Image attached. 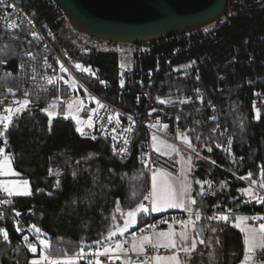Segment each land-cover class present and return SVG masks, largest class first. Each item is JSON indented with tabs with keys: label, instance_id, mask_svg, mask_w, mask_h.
I'll use <instances>...</instances> for the list:
<instances>
[{
	"label": "trees",
	"instance_id": "1",
	"mask_svg": "<svg viewBox=\"0 0 264 264\" xmlns=\"http://www.w3.org/2000/svg\"><path fill=\"white\" fill-rule=\"evenodd\" d=\"M19 1L39 26L50 22L48 9L41 0ZM50 29L44 27L45 32ZM261 36H264L263 10L254 7L245 11L232 7L226 15V22L216 31L215 41L205 40L196 44L191 53L179 55L170 62L176 64L204 55L218 65L215 70L209 64L202 70L199 80L185 81L167 73L164 58L158 62L161 70L150 89L152 95L189 93L192 85L205 92L202 101L191 97L188 103L181 104L178 99L165 106L166 111L179 118L178 126L192 141L199 155L210 162L193 157L196 160L192 169L194 180L212 183L209 194L203 197L198 195L200 185L195 183L193 195L197 204L193 207L201 211L230 209L250 213L264 209V204L254 200L245 203L249 198L239 189L247 188L250 181L238 179L251 172L253 179L259 182L260 169L264 166V40L260 39ZM161 44V49L156 51H164L169 57L172 44ZM11 46L19 48L20 45L11 43L8 48ZM96 61L105 69L110 67V63L105 65L107 61L102 58ZM112 63L114 65L115 61L111 60ZM155 65V59L143 63L144 69ZM8 78L0 76L2 86ZM190 82L194 84L190 85ZM257 92L263 94L260 119H256L257 109L249 100L250 95ZM208 101L212 102V107L207 105ZM6 135L13 168L29 181L32 190L28 197L10 198V205L23 210L34 207L33 222L48 235L50 252L54 255L72 254L82 243L101 239L102 233L107 236L113 215L117 218L116 224L123 221L116 212L117 200L122 211H127L143 201V196L149 192L150 172L138 158L141 130L131 155L122 162L110 154L107 145L80 138L70 121L53 118L49 132L48 118L30 111L15 118ZM209 146L212 147L211 152L207 150ZM225 148H230V151H225ZM212 161L216 163L212 164ZM49 169L53 174H49ZM57 171L59 175L55 174ZM222 181L227 182L225 187H221ZM204 188L208 189V185L205 184ZM133 191L136 192L135 197ZM144 223L145 219L140 214L130 232ZM200 224L223 229L217 231L219 264H239L244 253L240 231L217 222ZM8 233L10 242H2V264H19L16 256L19 239L12 228ZM23 254L24 262L20 264H27L31 256L25 248Z\"/></svg>",
	"mask_w": 264,
	"mask_h": 264
},
{
	"label": "built area",
	"instance_id": "2",
	"mask_svg": "<svg viewBox=\"0 0 264 264\" xmlns=\"http://www.w3.org/2000/svg\"><path fill=\"white\" fill-rule=\"evenodd\" d=\"M48 9L50 18L49 23H45L43 27L39 26L35 20L30 17L25 8L20 4L19 0H7L10 5H15L13 8L0 7V76H8L4 85L0 82V112L12 103L13 99H22L23 92L25 90L29 93V98L33 101L30 106V112L40 114L47 117V114L41 109L47 108L50 104L54 107L50 110L61 111L67 110L69 103L73 101H82L83 108L80 109V105H74L72 109V115H78L81 119L87 120L91 114L90 110L97 108L95 101L92 99L95 97L100 100L106 108H97V112L93 115L95 128L89 129L85 125V135L81 136L76 131L78 136L82 139L89 140L91 142H100L108 146L110 154L119 162L125 161L132 152L134 143L138 135V131H142V139L138 146V158L139 161L145 165L144 161H147L148 170L161 169L166 173H171L172 176H178L180 173V164L176 156L165 157L153 150L152 148V136L156 135L163 140L169 141L177 146L176 136L179 132H184L177 124L176 116L166 111L165 106L168 104H159L157 97L161 99L171 98L173 102L180 99H186L191 97H203L205 92L202 89L194 87V83L190 82L191 91L188 93L182 91L179 95L170 93L169 95H152L151 88L154 84V78L160 73V65L158 64L161 58H164L165 65L168 67L167 73L173 74L176 77H181L185 81H191L192 78L199 80L201 78L202 70L207 69L208 65L215 70L218 65L215 64L208 56L197 55L190 59L171 64L172 60H176L179 55L191 53L196 44H202L205 40L215 41L216 31L218 28L226 22V17L222 21H218L210 26L200 28L190 33L179 35L175 38L159 41L155 43L146 44H129V43H116L107 40H101L92 38L89 36L81 35L75 40L76 43L72 46L64 44L58 35V30L61 28L64 22V15L61 9L53 2V0H41ZM240 7L245 11L252 10L254 7L262 9L260 0H229V8ZM28 19L33 21V24L28 23ZM66 20V19H65ZM16 22L19 27H9L12 22ZM34 25V26H33ZM44 27H50L48 32H45ZM32 31H36L39 35L33 37ZM260 39L264 40V36ZM161 42L166 44H172V51L169 57H166L164 51H156L161 49ZM11 43L19 44V57L17 60L8 59L6 55L2 53L3 49H9L8 46ZM28 53L32 55L29 56ZM35 59H32V57ZM47 57V61H45ZM102 58L106 60L105 65H109L108 69H105L96 60ZM155 59L156 65L151 69H144L143 63L149 60ZM110 60V61H109ZM111 60L115 61V64H111ZM11 62H14L13 64ZM194 62V63H193ZM60 63H63L68 72L60 70ZM82 64L84 67H91L95 71L96 75L92 76L90 73L80 71L75 68V64ZM124 65V67H121ZM210 67V66H209ZM151 73V74H150ZM35 77V79H33ZM56 78L54 84L47 83L48 78ZM63 77V79H60ZM197 77H199L197 79ZM125 81V86L120 87V80ZM221 79V75L218 76V80ZM105 81L106 84H102L100 81ZM67 81V83L65 82ZM73 82L75 86L73 87ZM7 88H12L13 93H8ZM197 89L199 92H197ZM7 96V99L4 97ZM59 97V100L56 98ZM139 97V99H137ZM252 107L259 109L263 103V94L261 92L253 93L249 97ZM170 104V103H169ZM208 106L212 107V102L207 103ZM155 108L156 112H149ZM78 109H80L78 111ZM120 114V124L117 126L115 123V114ZM131 115L136 121L134 131L130 134L131 141L128 145V154L121 157L120 155H114L113 153V140L112 136L117 135L128 126L127 117ZM112 116L113 120L111 123L108 122V117ZM54 118L70 121L76 130V123L69 115L68 119H64L63 115H57ZM158 123L156 128L150 127L149 125ZM167 124L168 130L174 136L171 140L164 136L161 132V126ZM103 125L106 130V135L101 134V126ZM116 128V133L112 132V128ZM92 135H96L97 139H91ZM117 148L124 147L123 140L117 137ZM0 147L5 148V154H8L10 149V142L4 145L3 138H0ZM148 155H145V154ZM203 159V158H201ZM0 180L2 177L0 176ZM0 200H9L10 198L0 190ZM148 203V201H143ZM15 209V211L13 210ZM16 211L20 212L19 216H16ZM227 211V210H226ZM202 219L201 222H217L206 220L205 217L211 216L213 213L222 211H201ZM0 213H3V219H0V228H5L7 231L12 228L14 234L19 239V244H23L24 248L27 249L23 236L28 235L29 241L36 243L38 251L36 254L31 256L27 261V264L32 259H36L40 255V246L37 236L34 230L30 231L29 228L34 224L33 219L35 217L34 207L23 210L12 208L10 203L0 204ZM233 220L231 223H225L223 221L217 222L227 226H233L235 220L234 217L240 214H246L250 218V222L256 226L262 222L258 219H251L252 217H264V209L258 212L241 213L231 211ZM145 223L143 226L135 229L133 232L125 233L123 236L117 234L114 239L131 241L133 233L137 237L141 235V230H144V234L153 232V229L148 227L149 225H155V230L174 224L173 220L176 221L186 220L188 213L185 211H167L161 213L142 214ZM165 221H167L165 223ZM17 224L21 226L24 231L17 232ZM176 225L179 223H175ZM42 233H44L42 231ZM41 238H44L43 236ZM2 242L3 236L0 234V264H2ZM93 242V241H92ZM88 242L85 244H91L92 248L95 249L96 245ZM129 244H125V247H129ZM79 250V249H78ZM78 250L76 252H78ZM87 252V249H85ZM48 254L53 259H67L73 257V254L66 255H54L50 252V248L47 250ZM33 254V253H32ZM153 251L149 249L148 255H153ZM160 255L171 254L169 250L159 249ZM132 259H137L135 253L130 254ZM104 261L105 257H100ZM143 259V257H139ZM117 263L120 261H116ZM79 264H85L84 260H79Z\"/></svg>",
	"mask_w": 264,
	"mask_h": 264
},
{
	"label": "snow or ice",
	"instance_id": "3",
	"mask_svg": "<svg viewBox=\"0 0 264 264\" xmlns=\"http://www.w3.org/2000/svg\"><path fill=\"white\" fill-rule=\"evenodd\" d=\"M0 7L3 8H13L15 9V5H10L7 3V0H0ZM29 24H33L31 19H28ZM34 26V25H33ZM9 27H19L16 22H12ZM31 35L33 37H37L39 34L36 31H32ZM31 56V53H28ZM32 59H35L33 56ZM45 61H47V57H45ZM194 63V62H193ZM124 67V65H121ZM75 68L90 73L92 76H95L96 73L91 69V67H84L82 64H75ZM60 70L63 72H68L69 69L64 66L63 63H60ZM151 74V73H150ZM199 77H197L198 79ZM35 79V77H33ZM63 79V77H60ZM56 78H48L47 83L54 84ZM67 83V81H65ZM102 84H106L105 81H100ZM75 86V82H73V87ZM125 86V81L123 79L120 80V87L123 88ZM8 93H13L12 88H7ZM197 92L199 90L197 89ZM201 101L202 97H199ZM7 99V96L4 97ZM59 100V97L56 98ZM97 108H106L100 100L95 97L92 98ZM139 99V97H137ZM190 98L182 99L179 101L181 104L188 103ZM157 102L159 104H169L173 103L171 98L161 99L157 97ZM3 103V101H0ZM33 101L29 98V93L27 90L23 92L22 99H13L12 103L6 106L2 112H0V138H3L4 145L8 144V138L6 133L8 132L10 126L13 125L14 119L20 117L24 112L30 111V106ZM79 104L80 109L83 108L82 101H73L69 103L67 106V110L61 111H52L54 105L50 104L47 108L41 109V111L45 112L48 116V130L51 132L52 130V121L53 118L57 115H63L64 119H68L69 115L76 123V131L80 133L81 136H84L86 125L87 128L93 129L95 128L93 115L97 112V108L90 110V115L87 120L81 119L78 115H72V109L74 105ZM255 108V105L253 106ZM78 109V111L80 110ZM157 109L153 108L149 115L152 112H156ZM179 119V118H177ZM256 119H260V111L257 109L256 111ZM113 120L112 116L108 117V122L111 123ZM128 126L123 129L122 132L117 133V135L112 136L113 140V153L114 155H120L121 157L128 154L129 148L128 145L131 141V133L134 131L136 121L133 119V116L129 115L127 117ZM115 123L118 126L120 124V114H115ZM158 123H154L149 125L150 127L156 128ZM168 125H163V128L167 129ZM112 132L116 133V128H112ZM101 134L106 135V130L103 125L101 126ZM123 140L124 147L117 148V137ZM178 136L182 139V142L194 153H197V158H199V153L197 152L196 147L193 145L192 141L184 132H179ZM91 139H97L96 135H92ZM199 140V136L196 137ZM152 148L155 151H160L159 144H163L164 142H158V137L156 135L152 136ZM229 145L231 144V139H229ZM217 147H221V145L217 144ZM168 149L173 152H177L179 154V149L175 145H166ZM209 152L212 151V147L209 146L207 149ZM225 151H230V148H225ZM163 154V153H162ZM145 155H148L147 153ZM145 166L147 167V161H144ZM188 169L187 172L182 171L180 177H172L171 173H166L161 169L154 170L151 173V189L147 195L143 196V201H148V203H144L143 201L136 203L135 207L128 209L126 212L122 211L120 207V202L117 200L116 202V212L121 214L123 218V224L118 225L115 223L116 216L113 215L112 221L113 223L109 225L107 236L101 234V239L95 240L92 244L96 245L95 249L92 248L91 244L82 243L79 247L78 252L75 253L73 257L67 259H53L47 252L50 248V242L47 239L41 238L46 234L42 233V230L37 227L35 224L31 225L29 230H34L37 239L39 241L40 246V255L36 259H32L29 264H79V260H84L85 264H116V261H120V264H193V255L197 252L198 245H205L208 247L212 241L210 238L204 237V227L198 225V222L202 219V212L200 208H194L197 204L196 198L192 195V181L188 178V172L192 170V157H188ZM215 161H212V164H215ZM49 174H53V170L49 169ZM59 175L57 171L55 173ZM19 176L20 173L16 172L13 168V157L10 154H5V148L0 147V176ZM75 175V174H73ZM261 179L259 182L256 179H253V174L249 172L246 176L238 177L240 180H249V186L247 188L239 189V191L246 195L249 199L245 201V203H251L253 200L256 203L264 204V166L260 169ZM178 181V183H177ZM60 181L57 180V185H59ZM196 184L200 185V191L198 193L199 196L203 197L209 194V190L212 187V183L210 181H200L196 180ZM208 185V189L204 188V185ZM227 182L222 181L221 187H225ZM257 186L254 188L253 186ZM259 189V190H257ZM0 190L7 194L8 197L12 196H30L32 195L31 186L28 180H19V181H6L0 180ZM37 191H42L41 189H37ZM212 195H215L214 192H211ZM133 197L136 196V192L133 191ZM10 203L9 200H0V204ZM75 203V201H73ZM201 205L203 204V200L200 201ZM168 208H179L187 212L188 218L186 220L176 221L173 220V223L180 224V231L177 232L174 228L169 227L168 231H155V225H149L148 227L153 229V232L149 234H144V230H141V235L139 237L136 236L135 233L132 235L131 241L114 239L117 234L123 236L130 227L137 223V217L140 214H151L155 212H163ZM15 211V209H13ZM20 212L16 211V216H19ZM0 219H3V213H0ZM206 220L209 221H223L225 223H231L233 220V215L231 210L222 211L218 213H213L211 216L205 217ZM248 217L235 216L234 227L239 228L243 235V245H244V254L243 260L241 264H255L256 258H260L262 262H264V217H252L251 219H258L262 222L259 224L258 228L254 226L246 225V221ZM167 221H165L166 223ZM17 232H22L24 229L17 224L16 227ZM213 233L217 231H223V229L211 228ZM0 234L3 236V240L6 242L9 241V233L5 228H0ZM23 241L27 242V249L36 254L38 251L37 244L29 241L28 235L23 236ZM215 244H220V239L217 236ZM125 244H129V247H125ZM169 250L171 254L169 255H160L159 249ZM87 249V252L85 251ZM151 249L153 251V255H148V251ZM131 253H135L137 256L136 260L132 259ZM180 253H183V257L180 256ZM143 257V259H139V257ZM100 257H105L106 259L102 261Z\"/></svg>",
	"mask_w": 264,
	"mask_h": 264
},
{
	"label": "water",
	"instance_id": "4",
	"mask_svg": "<svg viewBox=\"0 0 264 264\" xmlns=\"http://www.w3.org/2000/svg\"><path fill=\"white\" fill-rule=\"evenodd\" d=\"M53 2L61 9L66 21L76 33L129 44L155 43L193 32L217 23L226 17L230 10L229 0ZM260 3L264 12V0H260Z\"/></svg>",
	"mask_w": 264,
	"mask_h": 264
},
{
	"label": "rangeland",
	"instance_id": "5",
	"mask_svg": "<svg viewBox=\"0 0 264 264\" xmlns=\"http://www.w3.org/2000/svg\"><path fill=\"white\" fill-rule=\"evenodd\" d=\"M58 35L60 37V40L64 44H66L67 46L74 45V43H76L75 42V39H78L81 36L80 34L76 33L73 29H71V27H70V25H69V23L67 21L64 22L62 24L61 28L58 30ZM2 53H4L6 55V60H8V59H15V60H17L18 57H19V50L16 47H13V46H11L10 49H3ZM160 132L164 136H166L167 138H169L171 140L174 139V136L170 133V131L168 130V127H167V129H165V128H163V126H161ZM158 142H164L163 144H159L160 151H157L158 153H160L163 156L176 155L177 157H179L182 160V163H183V167L182 168L183 169L180 170L179 176H172V177H180L182 171L187 172V169H188V163H187L188 157L189 156L192 157V155H190L186 150L180 149V147L176 146L175 144H173V143H171L169 141L163 140L160 137H158ZM176 142L178 144L184 146L185 148L189 149L182 142V139L179 136L176 137ZM165 144L166 145H175L179 149V154H177V152H173L170 149H168L167 147H165ZM193 161L195 162L196 160H193ZM154 170H158V169H152V170H150V175H149V191L151 189V173ZM187 174H188L189 180L192 181V188H193L194 183H193L192 171L188 172ZM1 177H2V180H6V181L27 180L24 177H17L16 178L14 175H12V176H1ZM177 183H178V181H177ZM248 186H249V184H248ZM253 187L256 188L255 185ZM257 190H259V189H257ZM21 196L22 197H27V196H23V195H21ZM244 196L247 197L246 195H244ZM12 197H17V196H12ZM12 197H10V198H12ZM168 209H173L174 210V209H179V208H168ZM123 211L126 212V210H123ZM119 216H121L120 213H119ZM238 216L248 217L249 218V216L246 215V214H240ZM122 224H123V221H122ZM122 224H118V225H121L122 226ZM246 225H248V226H254V224H252L250 222V218L246 221ZM211 228H216V227L210 226V233H211V241H212V243L207 247L208 254L206 256L201 254L200 256H197L196 258H193V264H219V262L221 261V259H220V244L217 245V244L214 243V241H215V239L217 237V232L216 233H213L211 231ZM237 229H239V228H237ZM179 231H177V232H179ZM44 234H46V233H44ZM43 237H44V239H47L48 240V235L47 234L45 236H43ZM50 245H51V243H50ZM17 247H18V249L16 250V253H17L16 256H17V260L19 261V264H20L21 262L22 263L24 262V260H23L24 259V254H23L24 245L20 243L19 245H17ZM183 255H184L183 253H180V256L181 257H183ZM133 260H136V259H133ZM255 264H264V262H262L260 260V258H259L257 261H255Z\"/></svg>",
	"mask_w": 264,
	"mask_h": 264
},
{
	"label": "crops",
	"instance_id": "6",
	"mask_svg": "<svg viewBox=\"0 0 264 264\" xmlns=\"http://www.w3.org/2000/svg\"><path fill=\"white\" fill-rule=\"evenodd\" d=\"M76 40V39H75ZM177 119V118H176ZM181 128V127H180ZM177 137V136H176ZM177 146V145H176ZM178 147H180V149H183V150H186L190 155H192V157H194V158H197V153H194V152H192L191 150H189V149H187V148H185L184 146H182V145H180L179 144V146ZM172 156H176V155H171V156H165V157H172ZM177 157V156H176ZM178 158V160H179V164H180V170H182L183 168V163H182V160L179 158V157H177ZM194 158H192V169H193V164H194ZM201 158H203L202 160H205V161H208L207 159H205L204 157H202V156H200L199 155V158H197V159H201ZM209 162V161H208ZM210 163V162H209ZM192 171V170H191ZM150 172V171H149ZM15 176V175H14ZM178 176H179V174H178ZM16 178L17 177H21L20 175L19 176H15ZM193 183H194V185H193V191H192V195L194 194V191H195V189H196V185H195V180H194V178H193ZM194 196V195H193ZM17 197H22V196H17ZM28 197V196H27ZM10 198V197H9ZM13 198V197H12ZM174 210H178V211H184V210H182V209H174ZM173 209H166L165 211H163V212H167V211H174ZM157 213H161V212H157ZM200 223H198V225H199ZM200 225H202V224H200ZM136 226V224L135 225H133L132 227H130L129 229H128V231L126 232V233H128V232H130L134 227ZM203 226V225H202ZM169 227H172V228H174L176 231H179V230H181L180 229V224H170V225H167V226H163V227H160V228H158V229H156L155 231L156 232H160V231H164V232H166V231H168V229H169ZM204 227V233H205V238H210L211 239V233H210V226H203ZM254 227H257L258 228V226H256V225H254ZM239 230V229H238ZM240 231V230H239ZM240 233L242 234V232L240 231ZM242 238H243V234H242ZM207 255L208 254V249H207V247H205V245H198V248H197V252L193 255V258H196L197 256H200V255ZM244 254V253H243ZM34 254H30V256H33ZM257 260L259 259V258H256ZM243 260V256H242V259H241V261ZM257 260H255V261H257ZM241 261L239 262V264H241ZM116 264H120V262H116Z\"/></svg>",
	"mask_w": 264,
	"mask_h": 264
},
{
	"label": "bare ground",
	"instance_id": "7",
	"mask_svg": "<svg viewBox=\"0 0 264 264\" xmlns=\"http://www.w3.org/2000/svg\"><path fill=\"white\" fill-rule=\"evenodd\" d=\"M223 20V18L222 19H220L219 21H222Z\"/></svg>",
	"mask_w": 264,
	"mask_h": 264
}]
</instances>
